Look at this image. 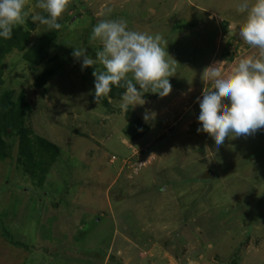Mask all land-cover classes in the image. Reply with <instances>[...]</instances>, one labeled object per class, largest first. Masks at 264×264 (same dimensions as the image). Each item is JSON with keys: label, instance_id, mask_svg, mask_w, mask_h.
I'll list each match as a JSON object with an SVG mask.
<instances>
[{"label": "rangeland", "instance_id": "obj_1", "mask_svg": "<svg viewBox=\"0 0 264 264\" xmlns=\"http://www.w3.org/2000/svg\"><path fill=\"white\" fill-rule=\"evenodd\" d=\"M240 2L70 0L40 64L22 50L6 55L0 95L31 109V132L60 150L38 187L16 166L19 139L9 137L0 264H264V128L219 147L197 132L205 68L221 62L228 73L259 58L237 35ZM35 5L27 0L25 10L40 13ZM119 18L161 34L177 61L170 94L145 93L127 112L121 96L95 101L92 71L103 66L82 70L71 55L75 46L95 59L102 45L90 40L93 25ZM34 25L29 46L49 31ZM145 114L150 129L132 141Z\"/></svg>", "mask_w": 264, "mask_h": 264}, {"label": "clouds", "instance_id": "obj_2", "mask_svg": "<svg viewBox=\"0 0 264 264\" xmlns=\"http://www.w3.org/2000/svg\"><path fill=\"white\" fill-rule=\"evenodd\" d=\"M70 0H36L40 13L30 14L27 0H0V37L11 39L13 29L25 26L30 16L33 23L45 25L49 31L59 30L58 18L69 6ZM237 11L245 14L238 25L237 35L247 45L259 50V58H242L229 71L221 70V62L205 68L202 74V99L197 97L200 127L217 147L226 138L247 137L264 128V0H241ZM111 9L107 10L110 13ZM90 40H98L102 48L95 59L86 49L73 47L71 55L81 61V69L95 68L94 99L108 98L112 87L123 88L120 108L127 112L145 93L165 97L172 91L169 77L175 73L177 61L163 47L161 34L129 29L125 19H98L93 25ZM138 86V87H137ZM144 120L149 115H144Z\"/></svg>", "mask_w": 264, "mask_h": 264}, {"label": "trees", "instance_id": "obj_3", "mask_svg": "<svg viewBox=\"0 0 264 264\" xmlns=\"http://www.w3.org/2000/svg\"><path fill=\"white\" fill-rule=\"evenodd\" d=\"M27 25L30 28L26 29L23 26L14 28L11 39L5 40L0 37V86L4 83L3 63L9 52L14 49L22 50L24 51L22 57L25 60L38 65L46 57L47 51L58 33V30L48 31L29 46L31 30L35 28V25L31 22H28ZM124 91L123 88L112 87L109 96H121ZM29 111L31 109L28 110L22 104L15 102L11 95H0V159L11 156L9 141L12 140L13 136H17L19 147L16 166L19 168L23 166L24 174L29 175V178L38 187H42L47 163L54 160L60 149L56 144L31 132L30 127L27 125ZM136 122L139 124L140 129L132 135L130 138L132 141L140 139L150 129V126L142 118L137 117ZM113 157L116 159V156ZM236 263L234 259L232 264Z\"/></svg>", "mask_w": 264, "mask_h": 264}, {"label": "built area", "instance_id": "obj_4", "mask_svg": "<svg viewBox=\"0 0 264 264\" xmlns=\"http://www.w3.org/2000/svg\"><path fill=\"white\" fill-rule=\"evenodd\" d=\"M112 159L114 160V157Z\"/></svg>", "mask_w": 264, "mask_h": 264}, {"label": "water", "instance_id": "obj_5", "mask_svg": "<svg viewBox=\"0 0 264 264\" xmlns=\"http://www.w3.org/2000/svg\"><path fill=\"white\" fill-rule=\"evenodd\" d=\"M211 175H213V174L211 173Z\"/></svg>", "mask_w": 264, "mask_h": 264}]
</instances>
